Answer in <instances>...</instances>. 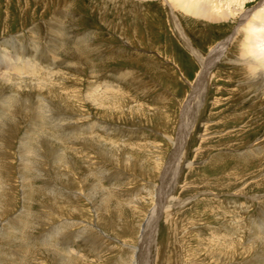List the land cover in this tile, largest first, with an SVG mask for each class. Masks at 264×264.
Segmentation results:
<instances>
[{"label": "rangeland", "instance_id": "374dc122", "mask_svg": "<svg viewBox=\"0 0 264 264\" xmlns=\"http://www.w3.org/2000/svg\"><path fill=\"white\" fill-rule=\"evenodd\" d=\"M237 25L165 0H0V57L36 66L0 77V100L19 97L0 124V264H264V95L229 61L242 36L216 62L198 124H180L197 54ZM41 131V176L25 184L19 143Z\"/></svg>", "mask_w": 264, "mask_h": 264}, {"label": "bare ground", "instance_id": "6f19581e", "mask_svg": "<svg viewBox=\"0 0 264 264\" xmlns=\"http://www.w3.org/2000/svg\"><path fill=\"white\" fill-rule=\"evenodd\" d=\"M165 1L166 4L173 11L176 10L177 12L182 14V16L194 19V21L198 23L199 22L202 23L205 22L207 24L210 23L216 27H222L224 25L234 26L235 23H238L237 25L238 27L234 32V34L231 35V37H228L226 40L222 39L220 42L215 44V46L211 48L210 53L206 57H202L197 54V58L200 63L201 70H199L200 72L198 71L199 72L197 76L198 78L196 82L192 85V91L189 92L190 94L187 98V101L185 102L181 110L182 114H181L180 124H190V126L192 124H198L197 120L200 119L199 118L200 109L203 106L205 99L207 98L209 89L211 88V83L213 82V78L217 76L216 74L213 73L215 66H217L216 62L219 60L220 57H222L227 52L226 48L227 45L231 42V40H233V38L235 39V37H238L239 35L242 36V42L240 41L241 42L240 44L241 53H239L240 56L238 59L230 58L229 61L232 62V65H234L235 69H241L243 72L246 73L245 83L248 84L247 86L250 87V89L252 87L251 90L256 92V95H259L258 91H262V95H264V0H165ZM254 4L256 5V8L254 7L253 9H250V7ZM177 22L180 23L179 20H177ZM181 32L183 36L187 40H189V38H187L188 36L186 32L183 29L181 30ZM22 58H15V62L18 63L15 64V67H11L12 63L10 62V57H8L7 55L0 57V77H3L7 81L9 80L12 81L14 78L11 77L9 72H11V70L12 71L14 70L16 71L17 74L26 73V69H25L26 66H29L28 69L35 71L36 66H34V64H30L31 61L29 63ZM16 65L19 67H16ZM241 87H242L241 85H238L236 91H240ZM223 90L224 88L222 89V91ZM219 91H221V89H219ZM225 91L231 93V90L229 89H226ZM229 93L228 95H230ZM92 99L98 104L99 102H102L101 99H97L94 96H92ZM254 99H256V97H254ZM214 102L220 105L219 100ZM186 127L187 126H185V128ZM182 130L183 129L180 130V134H179L180 137L178 139V142H176L177 143L176 149L171 159V163L177 160V157L179 158L181 151L184 147L185 140L182 139L183 138L182 135H186L188 129H185L183 131ZM170 167L171 166L169 165V168L167 169L166 173L169 172Z\"/></svg>", "mask_w": 264, "mask_h": 264}, {"label": "clouds", "instance_id": "9594fccd", "mask_svg": "<svg viewBox=\"0 0 264 264\" xmlns=\"http://www.w3.org/2000/svg\"><path fill=\"white\" fill-rule=\"evenodd\" d=\"M7 83L11 84L12 81L9 80L7 81ZM17 88H19V85H17ZM18 101L19 97L17 94L10 95L5 99L0 100V105H3L7 109V112L4 115H0V124H2L3 121L8 118H12L14 122L15 118L13 114L15 112ZM38 113L42 121L47 120L51 116V111L48 108L46 102L43 100L39 101ZM43 134L44 132L41 131L34 135H30L28 138L22 139L19 143V148L21 150L20 164L22 172L24 173L21 179L25 184H31L34 179L41 176L40 164L42 163L43 158L40 152L39 139ZM4 187L5 183L2 179H0V191H2ZM21 211L26 212V215L29 219L32 218L33 213L31 211H26L25 209H21ZM33 226L34 225L26 224L25 229L27 230ZM62 231V226H57L56 229H54L55 235H50L48 237V246H55L54 241Z\"/></svg>", "mask_w": 264, "mask_h": 264}]
</instances>
